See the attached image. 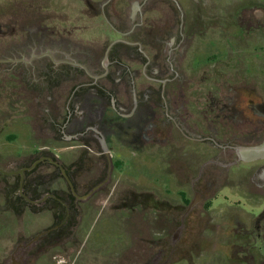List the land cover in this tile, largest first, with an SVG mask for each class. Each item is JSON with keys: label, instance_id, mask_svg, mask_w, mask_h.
Wrapping results in <instances>:
<instances>
[{"label": "flooded vegetation", "instance_id": "af4514ba", "mask_svg": "<svg viewBox=\"0 0 264 264\" xmlns=\"http://www.w3.org/2000/svg\"><path fill=\"white\" fill-rule=\"evenodd\" d=\"M231 1L85 0L92 17L106 23L109 44L102 52L60 54L45 47L61 43V23L47 14L52 6L0 2V107H8L7 120L13 122L65 121L56 134L72 137L16 159L0 154L4 215L22 220L0 264L51 263L72 249L98 204L115 192L123 159L141 158L148 142L160 162L169 153L173 160L185 158L151 166L152 174L167 173L166 191L184 218L200 205L210 211L222 200L257 209L248 214L251 223L235 217V237L221 244L226 253L220 264H264V73L262 78L257 73L260 66L264 71V0ZM127 2L135 5L123 14ZM20 9L23 18H17ZM21 36L24 43L17 45ZM34 63L41 74L55 69L50 80L66 82L65 91L49 94L45 104L42 88L29 84ZM128 63L151 66V77L144 73L146 88L132 77L128 90L122 87ZM16 106L52 107L57 120L49 109L16 114ZM39 132L53 134L47 128ZM64 140L80 144L64 147ZM181 140L185 144L177 146ZM129 145L132 154L126 156Z\"/></svg>", "mask_w": 264, "mask_h": 264}, {"label": "rangeland", "instance_id": "374dc122", "mask_svg": "<svg viewBox=\"0 0 264 264\" xmlns=\"http://www.w3.org/2000/svg\"><path fill=\"white\" fill-rule=\"evenodd\" d=\"M7 1L9 0H0L4 3ZM18 1L26 4L44 2L52 6V10L47 11V14L56 18L54 20H57L58 23H61L58 25L60 33L57 34L61 43L44 45L47 49L59 54L69 50L80 51L82 49L102 52L109 44V42L104 41V29H108L106 23L104 24L101 18L92 17L93 12L86 5L85 0ZM208 1L221 2L223 0ZM242 1L247 0H236L234 2L241 4ZM134 5L135 2H127L126 11H123V14L125 12L130 13ZM15 12L20 16L17 18L25 17L23 9ZM6 13L7 11H5ZM31 19L34 20V17L31 16ZM51 21H48L50 26L52 25ZM24 40L25 38L22 36L16 38L17 45H22ZM57 44L66 47L67 50L59 48ZM73 45L79 47L75 48ZM144 46H148V51L152 50L147 43ZM232 60L234 59H229L231 62ZM133 63H128V66L131 67L130 70L123 71L122 87L128 90L131 82L130 77H132L138 78V82H143L144 86L140 88L144 89L146 88L145 84L149 83L144 73L151 77V66L146 68L145 63L138 65ZM225 67H228V62ZM260 67V69H257V73L261 74L262 78L264 71L262 66ZM37 69L38 65L34 63L30 70L31 79L29 84L42 88L40 99L45 104V99L49 94L58 95L61 93L59 89L65 91L63 88H65L66 85L64 84L66 82L49 79L55 73L53 72L55 69L50 70L52 75L41 74ZM196 76L199 78V73ZM60 83L63 86L58 85ZM104 83L107 87L114 88L111 80L106 79ZM55 88L56 90H54ZM196 92L200 93V91ZM111 93V98H113L115 92L114 94ZM48 107L16 106L15 109L16 114H19L20 111L21 113L28 111L31 115L37 114V111H39V114L41 111L49 109L52 120L56 121V113L53 112L52 107ZM60 108L62 111L65 110L63 106ZM7 110L8 107H0V154L4 157L10 155V157L16 159L20 154L27 153L36 146L57 144V138L72 139L71 134L66 133L65 137L56 134V131L60 129L58 125H63L65 121H62L63 123H50L51 120L47 121L42 117L41 119L44 122L37 119V117L35 120L28 117L23 121L13 122L7 120L9 117V110ZM41 128H47L53 134H44L45 132L41 134L39 132ZM10 132L15 134H6ZM79 144L78 142L69 141L65 142L63 146L71 147ZM183 144L185 142L181 140L177 143V146ZM144 146H147L148 149L143 151L141 158L137 157V159L134 156L132 162L129 159H123L124 175L118 177L121 181L115 186V192L112 193L110 198H105L100 202L95 213L86 221L87 229L79 242L72 249L67 250L63 256H57L51 263L41 262L38 264H186V260H190L188 264H220L226 253L224 250L221 251V244L231 243L232 238L235 237V228L238 225L235 217L237 216L241 220L251 223L249 215H256L257 209H253L252 204L243 201L233 202L231 200L227 202L222 200L215 202V207L210 211L205 210L206 208L204 209V206L200 205L189 217L184 218L183 208L178 203L175 204L166 191L167 173H162L163 171H157L155 174L151 173L153 172L151 166L160 162V159L155 156V150L151 151L150 149L154 144L148 142ZM130 147L129 145L128 148L124 149L126 156L132 154ZM180 159L184 160L185 158L180 155L178 159L173 160V155L169 153L162 155V162L160 163L167 164L169 160L172 163H181ZM133 162H136L137 166H141V168L137 170L138 167ZM141 174L145 175L140 176ZM220 194L226 195V191L223 190ZM219 204L220 206H218ZM255 205H258V203ZM0 206V258H2L8 246V240L11 239L12 241L16 238L17 227H21L22 220L18 222L16 219L7 218L4 215V213H7L6 203L1 201ZM196 206L194 205L190 211ZM2 207L4 208L2 209ZM184 219L185 221H183ZM8 228L12 229L15 234L8 231ZM35 229L36 227H31L30 230L34 231ZM22 234L25 235V233ZM256 255L257 258H261L258 252ZM194 257L197 262L193 261Z\"/></svg>", "mask_w": 264, "mask_h": 264}]
</instances>
